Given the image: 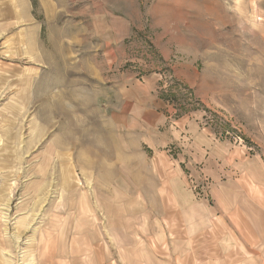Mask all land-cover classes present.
I'll list each match as a JSON object with an SVG mask.
<instances>
[{"label":"rangeland","instance_id":"obj_1","mask_svg":"<svg viewBox=\"0 0 264 264\" xmlns=\"http://www.w3.org/2000/svg\"><path fill=\"white\" fill-rule=\"evenodd\" d=\"M30 4L33 17L0 19V264H38L39 235L48 225L66 235L84 232L88 239L93 233L97 242L101 233L108 249L101 261L96 258L99 264H127L135 256L127 248L125 254L116 248L108 253L105 209L116 214L117 207L96 202L115 199V184L123 179L124 215L142 219L146 205H129L147 201L152 192L148 186L127 190L129 169L146 185L152 182L147 171L161 182L167 179L159 174L163 163L146 145L148 156L137 155L129 166L121 131L106 121L113 98L106 76L115 56L107 55L104 64L106 46L98 32L104 24L113 27L118 17L132 31L120 48L117 71L138 78L153 74L169 120L201 114L203 127L230 141L237 155L260 157L263 164L264 0ZM194 189L203 194L200 186ZM135 223H123L124 244L132 247L138 245L130 237ZM49 260L69 264L59 249ZM71 261L77 264L74 252Z\"/></svg>","mask_w":264,"mask_h":264},{"label":"crops","instance_id":"obj_2","mask_svg":"<svg viewBox=\"0 0 264 264\" xmlns=\"http://www.w3.org/2000/svg\"><path fill=\"white\" fill-rule=\"evenodd\" d=\"M13 15L33 17L30 0H0V19L9 21ZM130 24L118 17L113 27L104 24L98 32L106 46L104 64L108 65L107 55L115 56L108 65L113 71L106 76L113 95L106 121L121 131L119 140L129 166L137 155L148 153L146 145L163 163L164 170L159 174L167 181L161 182L147 171L152 182L146 185L135 176L136 171L132 173L128 168L132 185L126 183L127 190L148 186L152 192L147 201L138 199L129 205H146V214H139L142 219L136 217L138 214L124 215L127 202L123 179L115 184V199L96 202L101 207H117L116 214L105 209L107 227L103 239L112 244L108 253L112 248L120 254L130 251L135 256L127 257V264H264V162L260 157L244 159L237 155L230 141L218 139L203 127L201 114L169 120L167 103L153 74L138 78L117 71L116 66L123 60L120 48L132 31ZM95 74L104 81L101 70L96 69ZM174 147L180 149L173 151ZM199 186L203 194L194 189ZM128 219L137 222L130 236L138 239L136 247L124 244L128 225L123 223ZM173 222L179 227L173 228ZM48 226L39 235L38 264H53L49 254L56 249L67 254L69 264H75L71 261L73 252L77 264H99L97 259L101 261L107 254L101 233L97 242L93 233L88 239L84 232L66 235L60 227L56 226V230L54 225ZM95 244L97 251L93 249Z\"/></svg>","mask_w":264,"mask_h":264}]
</instances>
